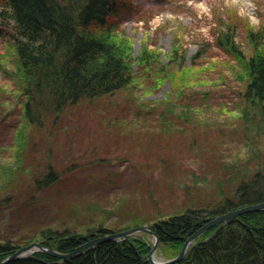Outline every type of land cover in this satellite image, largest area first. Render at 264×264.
I'll return each mask as SVG.
<instances>
[{
  "label": "trees",
  "instance_id": "trees-1",
  "mask_svg": "<svg viewBox=\"0 0 264 264\" xmlns=\"http://www.w3.org/2000/svg\"><path fill=\"white\" fill-rule=\"evenodd\" d=\"M124 6L126 4L122 0H0V23L15 31L13 43L9 44L17 58V77L12 76L11 79L18 85L24 101L22 121L32 128V135L34 133L36 137L30 152L34 155L35 146L41 145L43 141L48 156L45 163L31 155L36 164L33 172L22 179L21 187L27 186L29 190L34 187L41 191L55 188L57 182L62 184L60 180H64V177L59 169L61 172H70L72 168L62 156L56 133L63 128L67 113L84 105L89 107L90 113L102 105V111L107 116L111 115L109 104L116 106V97L122 98V93L130 91L135 85L138 75L134 62L126 52L128 47L120 42L117 33L121 29L119 12ZM237 37L236 25L229 24L224 30L219 29L214 43L234 59L240 60L239 64L244 67L246 76H240L241 80L244 78L245 88L238 94L249 106L263 112L264 26L247 32L251 46L249 54L242 49ZM202 53L205 51H201L198 56ZM162 65L160 53L146 47L140 54L137 69L140 70V67L141 72L146 71L150 77L159 71L164 75L162 79L172 78L170 73L178 75L181 80L176 93L182 96L190 87L185 83L190 69L180 62L177 70L176 67L171 68L170 64ZM1 97L4 98L3 95ZM196 100L193 96L183 103L182 98L175 100L173 95L165 102L154 104L144 113L138 109L134 112L136 102H129V105H120L122 108L115 119H126L132 113L137 116L143 114L145 119H149L163 105L164 109L159 114L160 132L156 129V135L150 136L151 141L156 142V153L163 151L160 154L167 155L172 141L178 137L180 143L187 144L180 149L198 158L206 167L205 170L219 177L221 173L225 175L222 178L229 185L220 189L219 194L215 193L211 199H200L180 211L176 209L147 215H139L142 198L133 197L132 205L117 209L121 221L111 224L95 221L96 212L103 213L100 207L96 208L87 202L66 206L63 202L66 198L63 201L59 198V211L54 222L57 223L42 229L39 234H33V238L18 243L0 241V261L37 240L59 252L70 253L99 236L151 224L160 239L159 250L175 251L176 256L185 241L210 220L248 205L264 203V154H261L260 148L251 149L242 156L237 149L234 154L226 153L222 146L227 132H210L207 129L199 132L191 128L187 124L194 117L191 107L199 108L206 102L202 98L200 102ZM92 107L93 110L89 111ZM100 111L98 114L101 115L103 112ZM47 124L50 126L47 127ZM259 137L260 134L256 139ZM93 153L97 154V150ZM159 159L160 162L168 161V158ZM65 162L67 165H64ZM71 163L74 166L75 162ZM78 166L82 167L81 163ZM89 218L91 221L87 225L83 224ZM129 240L100 244L64 262L37 252L27 259L8 264H151L142 260V257L147 259L152 246L146 236L131 237ZM197 242L201 243L184 260L175 264H264V210L245 213L217 225L202 234Z\"/></svg>",
  "mask_w": 264,
  "mask_h": 264
},
{
  "label": "rangeland",
  "instance_id": "rangeland-1",
  "mask_svg": "<svg viewBox=\"0 0 264 264\" xmlns=\"http://www.w3.org/2000/svg\"><path fill=\"white\" fill-rule=\"evenodd\" d=\"M122 2L126 6L119 12L121 29L117 33L134 62L138 75L136 86L123 92L122 98L116 97V106L109 104L111 115L102 111V105L90 113L86 105L67 113L63 128L56 133V140L72 170L61 172L59 169L64 177L60 180L62 184L57 182L55 188L47 190L21 187L22 179L35 167L32 156L45 163L48 156L43 141L35 146L34 155L30 152L36 137L34 133L32 135V128L22 121L24 101L18 85L11 79L17 77V58L9 44L13 43V31L0 23V241L18 243L33 238V234H39L44 228L53 227L59 211L58 201L65 198L66 206L87 202L100 207L103 213L96 212L95 221L111 224L121 221L117 209L132 205L133 197L142 198L140 208L143 210L139 208V215L180 211L200 199H211L229 185L224 182L223 173L220 178L218 174L205 170L198 158L180 149L187 144L180 143L178 137L172 141L167 155L160 154L163 151L156 153V142H152L150 136L157 130L160 132L159 114L163 105L149 119L135 113L126 119H115L122 108L120 105L126 106L129 102H136L134 112L138 109L144 113L173 95L175 100L182 98L183 103L193 96L197 102L206 99L199 108L191 107L194 117L187 122L191 128L199 132L203 129L227 132L221 147L226 153L234 154L237 149L242 156L251 149L260 148L264 154V111L259 112L240 97L238 93L245 88V69L239 64L240 60L214 43L219 29L236 25L238 43L247 54L251 53L247 32L264 26V0ZM146 47L160 53L162 66L170 64L177 70L180 62L189 68L185 80L189 90L182 96L176 93L181 80L176 74L170 73L172 78L162 79L164 75L159 71L150 77L146 71L141 72L140 67L138 70L140 54ZM201 51L205 53L198 56ZM240 76L244 78L241 80ZM99 111L103 113L100 115ZM258 134L260 137L256 139ZM94 150L97 154L93 153ZM159 157L168 158V161L160 162ZM71 162H75L74 166ZM80 163L82 167L78 166ZM18 182L20 186H17ZM90 221L91 218L84 220L83 224ZM141 235L153 242L149 235ZM173 257L175 251L158 250V259Z\"/></svg>",
  "mask_w": 264,
  "mask_h": 264
},
{
  "label": "water",
  "instance_id": "water-1",
  "mask_svg": "<svg viewBox=\"0 0 264 264\" xmlns=\"http://www.w3.org/2000/svg\"><path fill=\"white\" fill-rule=\"evenodd\" d=\"M264 210V203H259L255 205H248L245 207H242L240 209H237L235 211L228 212L226 214L220 215L215 217L214 219L210 220L208 223H206L203 227H201L198 231H196L192 236H190L184 243L180 253L170 259L161 260L157 258L158 248L160 245V239L158 234L152 230L153 225H143L140 227H136L127 231L122 232H115V233H108L103 236L97 237L95 239H92L90 241H87L80 246H78L74 251L70 253H62L59 252L53 248H50L43 244V242H33L30 245L24 246L16 250L14 253L10 254L6 258H4L2 261H0V264H8L9 262L21 260V259H27L34 253L40 252L44 253L56 258L61 259L63 262L68 261L70 259H73L79 255H81L85 250L90 248H95L100 244L106 243V242H112V241H130L129 239L131 237H136L141 234H147L151 237H153V245L151 247L150 253L145 259V257H142V260H146L147 262L151 264H175L182 260H184L187 255L201 242L195 243V241L206 231L209 229L220 225L222 223H227L231 219L238 217L242 214L249 213V212H257ZM218 232V230L213 234L215 235Z\"/></svg>",
  "mask_w": 264,
  "mask_h": 264
},
{
  "label": "bare ground",
  "instance_id": "bare-ground-1",
  "mask_svg": "<svg viewBox=\"0 0 264 264\" xmlns=\"http://www.w3.org/2000/svg\"><path fill=\"white\" fill-rule=\"evenodd\" d=\"M99 237H100V236H99ZM34 254H35V253H34ZM34 254H33V255H34ZM31 256H32V255H31ZM31 256H30V257H31Z\"/></svg>",
  "mask_w": 264,
  "mask_h": 264
}]
</instances>
